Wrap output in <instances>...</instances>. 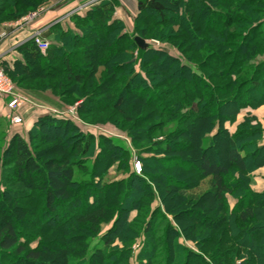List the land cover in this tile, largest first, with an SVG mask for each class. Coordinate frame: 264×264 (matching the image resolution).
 Segmentation results:
<instances>
[{
  "label": "trees",
  "instance_id": "obj_1",
  "mask_svg": "<svg viewBox=\"0 0 264 264\" xmlns=\"http://www.w3.org/2000/svg\"><path fill=\"white\" fill-rule=\"evenodd\" d=\"M46 1L0 0V18L16 20L29 12L24 5L34 10ZM136 1L130 28L115 16L118 0H98L68 24L52 25L44 53L29 38L17 46L18 58H0L13 76L65 75L59 88L79 90L74 97L83 98L79 108L86 116L115 109L132 126L140 122V129L130 127L127 134L135 146L145 142L138 154H151L138 155V172L135 168L117 183L106 182L97 172L100 162L109 156L111 166L120 152L126 156L119 160L122 170L133 152L113 137L85 134L64 116L40 115L27 135L13 132L0 155L1 167L11 153L14 174L26 177L35 191L16 194L0 184V206L14 216L0 221V249L22 254L20 264H54L55 259L132 264L133 244L140 240L138 264H264V190L251 185L253 173L264 166V129L251 111L237 122L243 110L264 104V0H258L257 12L246 9L254 0ZM136 36L169 42L181 54L152 45L141 49ZM45 130L65 138L74 131L82 142L43 158L39 145ZM181 136L187 141L178 140ZM76 155L94 161L73 162ZM219 155L224 158L218 160ZM231 174L238 177L229 181ZM205 197L219 202L214 218L199 209ZM96 237L101 244L92 246ZM181 239H203L208 246L194 250Z\"/></svg>",
  "mask_w": 264,
  "mask_h": 264
},
{
  "label": "rangeland",
  "instance_id": "obj_2",
  "mask_svg": "<svg viewBox=\"0 0 264 264\" xmlns=\"http://www.w3.org/2000/svg\"><path fill=\"white\" fill-rule=\"evenodd\" d=\"M93 0H88L82 4H79L76 8H73L74 10L77 9L79 6L82 7L85 5V10L87 8H89V6H91L92 4H88ZM55 2V0H47L45 3H43L40 7H38L37 9L31 10L32 7L31 6H27L24 5L25 8L29 9L26 14H24L23 16H21L20 18L16 19V20H12L9 19V17L3 16L2 18H0V31H7L6 27H3L5 24L8 23H16L14 26L16 28H21L22 24H24L26 22V18L28 15L33 14L34 12H37L38 10L43 9L44 12H46V10L48 9V7ZM95 3V2H94ZM253 5L251 6H247V10L248 11H252V12H257L254 11L255 9L258 10L257 8H259V3L258 0H254V2L252 3ZM138 11V7L134 13V16H136V13ZM43 12V13H44ZM41 16V15H40ZM39 16V17H40ZM258 16L257 13L253 14V17ZM135 18V17H134ZM20 24V25H19ZM45 34V33H44ZM201 36H206L202 33ZM146 41L149 40H155L153 38L150 39H145ZM159 43L155 44V45H160V48H163L167 51H169L170 53L174 54V55H179L181 54L179 52V50L174 47L171 43L169 42H160V40H156ZM188 45H192L194 44L193 41L188 42ZM153 45V44H152ZM150 46V45H149ZM157 47V46H154ZM74 60L80 64H83V66H85L86 64L83 63V61H80L76 56L74 57ZM38 65H35V67ZM88 67H86L85 70H87ZM9 80L11 81V87L8 88L9 94L11 95H15V96H20L21 98H24L25 100H32L35 101L37 103H40L42 105H48L50 106L51 104H49L48 102V97L49 95L51 96H55L57 97L58 95H55V93L53 92L54 90H44V88L42 87H46L44 86L47 82H49L50 86H47L46 88H54L58 91V93L62 94L64 96V98L66 99L65 101L67 103H64L65 101L63 100V96L62 97H57L59 102H63L65 106V112L64 114H54L55 116L58 117H66L68 118L70 121H72L73 123H75L76 125H78L82 131L85 134H93L94 136H96L97 138L101 136V134L106 135V136H110L113 137L115 140L123 143L126 147H128L132 152L133 155L131 157L127 158V163L126 166H123L122 170L118 169V164H119V160H124L126 158V156L124 157L120 152H118V154L113 158L115 160V163L113 165L110 166V163L108 164V162H106L109 158V156H107V160H103L100 162L99 167L97 168V172H100L102 174V176H104V181H108V182H112V183H117V181L121 180V179H125L130 175V172L132 170H134L136 168V171L138 172L139 169H137L136 164L137 162H139L138 159V155L141 154L142 157H148L151 154H147V153H139L138 154V147L139 146H144L145 142L140 141L139 145L135 146L133 145V142H131L130 137L128 136L127 132L128 129L130 127H134V129L138 128L139 129L142 127L141 125H139V123L134 124L132 126V123H128L126 122V120L124 119L123 115L115 110V109H109V110H104L103 112H96V113H90L89 115H85L83 113V110L81 111L80 104L83 101V98L78 99L79 97H74L76 96V94H78L77 91H79L78 89L75 91H72L69 93V91L67 90L68 88L65 87L63 88H59V86H61V82L63 78H66L65 75L59 77V76H53V77H48L46 75H44V73L42 72H38L36 71L34 76L32 78H27L26 76H20V75H10L7 74ZM19 80V81H18ZM67 88V89H66ZM76 92V94L74 93ZM49 94V95H48ZM100 94V93H99ZM79 95V94H78ZM8 99V98H7ZM26 101H23L22 104L19 105V107L17 108L18 113L19 112H23L25 107V103ZM144 111L146 110V107L143 106L141 107ZM73 111V112H72ZM184 113H187V110H183ZM71 113V114H69ZM73 113V114H72ZM8 114V110L5 109H0V120L2 121V124L0 125V140H3L2 146H1V150H0V155H3V150L5 147V144L10 140L13 130L12 127L14 124H12L11 120L8 119L7 117ZM247 115V113H245V111H242L239 115H238V121L237 122H241L244 120L245 116ZM252 116H254L255 121L259 122L260 127H262L264 129V104L258 106L256 108V111L254 113H252ZM24 122V121H23ZM237 122L234 124V126L232 128H234L235 126H237ZM23 124V123H22ZM143 130V129H142ZM145 130V129H144ZM46 132V130H45ZM74 131H71L70 135H68L69 137L65 138V136H58V135H53L54 133H47L46 132V136L42 137V142L43 139L45 140L44 143H40L39 145V150L41 153H43V158L47 157L49 155H53L54 151H56V154H59L60 151H66V149L72 148L75 149L81 142H82V137H80V135L78 134L77 136L73 133ZM77 132V131H76ZM193 132V131H192ZM26 134V133H24ZM177 140V139H176ZM178 140L185 142L187 141V139L184 136H181ZM38 143L41 142V140H37ZM98 141V139H97ZM95 141V142H97ZM174 141V140H172ZM96 144V143H95ZM96 146V145H95ZM95 146H93V150H92V154L95 151ZM103 146H100V148ZM55 154V155H56ZM10 156L11 153H8V155H5L4 157V161L3 163H1V167H0V184L2 189H6L8 187V189H10V191L14 190L13 193H21V192H34V190H32V186L28 183V179L26 177H17L14 174L15 171V166L10 163ZM140 156V155H139ZM152 156H157V155H152ZM224 156V155H223ZM221 157V155H219L217 157L218 160H222L224 157ZM221 157V158H220ZM73 162H77L78 160L80 161L81 156L76 155V156H71ZM93 156H90V158L88 159V157L81 159V161H85V160H89V164H92V162L94 161ZM9 163V164H8ZM6 164V165H5ZM260 168H264L260 167ZM258 170V169H257ZM256 170V171H257ZM82 171V169H79L76 172H80ZM150 171V170H149ZM151 172V171H150ZM153 174L155 173H159L158 170L156 171H152ZM261 171H258L257 173L252 175V181L253 183H258V181H255V178L257 177V175H260ZM77 180L79 182L81 176H76ZM238 175L237 174H231L228 176V180L232 181V179L237 178ZM233 179V180H234ZM241 179V178H240ZM9 180H12L13 182H8ZM81 182H79L80 184ZM154 183L156 185H163L162 181L158 182V181H154ZM79 184L74 188V190L77 189V187L79 186ZM104 184V183H103ZM252 188H258L259 187L261 189H264L263 186L261 185H255ZM81 185V184H80ZM253 186V185H252ZM143 191H147V189H145L144 187H141ZM114 191H109L108 190V195L110 196V194L112 195ZM124 192V191H123ZM77 194V193H76ZM80 196H83V193L79 192ZM74 196H77L74 194ZM228 200L229 203L233 206L236 203V199H234V197L228 195ZM8 201V200H7ZM182 202V201H180ZM183 203V202H182ZM219 202L213 201V200H209L208 197L203 198L202 202L199 203L200 210H204L207 215L211 216V217H215V206L218 204ZM156 204L158 205V202H156ZM171 203H169L170 205ZM180 204V203H179ZM186 201L184 202V206H186ZM181 205V204H180ZM194 206V205H193ZM35 207V206H34ZM196 207V206H195ZM11 210L10 211H14V213L17 214V217H20V214L17 210L16 207H13L11 204ZM65 207H61V210L58 211V213H60L59 216H61L62 211L65 210ZM76 208H80L79 206L76 205ZM174 208V207H173ZM176 208V207H175ZM12 211V212H13ZM134 214V213H133ZM133 216V215H131ZM169 217L171 219H173V217L171 215H169ZM14 219V216H9L6 214V211L2 208V206H0V221L2 219ZM8 220V219H7ZM44 220V218H43ZM113 223V219L110 221H107L105 224L102 225L101 227V232H105ZM186 225H190V223H185ZM2 224H0V228H1ZM251 225H248L246 228H250ZM24 227V226H23ZM209 229H205V232H209ZM100 233V235L102 234ZM250 236H252V233L250 232ZM35 237L39 240V235L35 234ZM183 237V236H182ZM34 240V236L31 237V240ZM195 238L197 239V236H195ZM56 240V239H55ZM58 241V238L56 240V243ZM181 241L185 242L186 245H188L190 248H193L194 250H198L200 249L201 251L203 250L202 248H204L205 246H208L203 239L199 240L198 242L196 241H190V240H186L184 241L183 239H181ZM100 238L96 237L93 241H92V246L101 244L100 243ZM65 243V241L63 240L61 245ZM199 244V245H197ZM31 245H35L34 241H31ZM141 246V242L140 240H138L137 242H135L133 244V258H132V264H138L136 261V253L138 252L139 248ZM198 246V247H196ZM210 246V245H209ZM202 247V248H201ZM204 252V251H203ZM206 254V252H204ZM24 257L22 254H19L16 250L13 251L12 253H5L4 251H2L0 249V263L2 264H20V258ZM77 260H73L72 262H76ZM35 264H39V263H35ZM54 264H62L61 262H58L57 259H55Z\"/></svg>",
  "mask_w": 264,
  "mask_h": 264
},
{
  "label": "crops",
  "instance_id": "obj_3",
  "mask_svg": "<svg viewBox=\"0 0 264 264\" xmlns=\"http://www.w3.org/2000/svg\"><path fill=\"white\" fill-rule=\"evenodd\" d=\"M88 0H55L46 12H44L39 19L34 23L33 26H27L24 28H16L14 25L16 23H8L5 24L3 27L7 28L9 35L0 42V56L8 62H11L18 58L19 52L17 51V46L21 43L28 40L32 34V32L36 28H44V32L47 35L46 39H52L53 33H49V29L52 25L60 22L61 24H68L69 18L73 14L79 13H72L79 4H82ZM119 6L116 9L115 16L120 18L124 21L127 27H131L134 19V13L137 9V1L136 0H118ZM85 10L82 12V14ZM81 14V15H82ZM80 15V14H79ZM49 95V94H48ZM8 99L7 97L0 96V109H7L8 110ZM48 102L51 104L50 106L42 105L32 100H27L24 104L25 107L23 112H19L18 114L23 118V124L13 125L12 130L13 132L18 131L22 135H27L31 127L34 125L36 120L40 117V115L44 113H54V114H63L65 110L66 104L63 102H59L58 98L55 96L49 95ZM245 113L251 111L254 113L256 109H246L243 110ZM26 133V134H24ZM261 171L260 175H257L255 181L257 180L258 183H251L254 187L255 185H261L264 187V168H259L253 174ZM253 178V177H252ZM262 188V187H261ZM253 188L255 191H263L264 189Z\"/></svg>",
  "mask_w": 264,
  "mask_h": 264
},
{
  "label": "built area",
  "instance_id": "obj_4",
  "mask_svg": "<svg viewBox=\"0 0 264 264\" xmlns=\"http://www.w3.org/2000/svg\"><path fill=\"white\" fill-rule=\"evenodd\" d=\"M98 0H93L88 4H92ZM85 5L82 7H78L77 9L73 10L72 13H79L82 14V12L85 10ZM44 12L43 9L38 10L37 12H34L33 14H30L27 16V20L24 24H22L21 28L27 27V26H33L34 23L39 19V16L42 15ZM20 25V24H19ZM44 28H36L30 38L34 39L35 43L37 44L38 48L44 53L49 46V41L45 38L44 34ZM9 35L8 31H0V42L5 39ZM149 45L160 47L158 44L159 42L156 40H149L147 41ZM1 58V56H0ZM11 87V81L9 80L7 73L4 71L3 67L0 65V96L7 97L8 98V114L7 117L9 120H11L12 124L18 125L23 123V118L18 114L17 108L20 104L23 103V101H27L24 98H21L20 96L10 95L8 88ZM73 112V111H72ZM64 114V113H63ZM71 114V113H69ZM73 114V113H72ZM137 169H141L140 163L137 162L136 164ZM138 170V171H139Z\"/></svg>",
  "mask_w": 264,
  "mask_h": 264
},
{
  "label": "water",
  "instance_id": "obj_5",
  "mask_svg": "<svg viewBox=\"0 0 264 264\" xmlns=\"http://www.w3.org/2000/svg\"><path fill=\"white\" fill-rule=\"evenodd\" d=\"M135 41L138 44L139 48H141V49H146L149 47L148 42L140 36H136Z\"/></svg>",
  "mask_w": 264,
  "mask_h": 264
}]
</instances>
